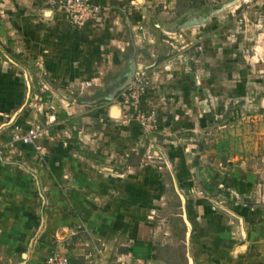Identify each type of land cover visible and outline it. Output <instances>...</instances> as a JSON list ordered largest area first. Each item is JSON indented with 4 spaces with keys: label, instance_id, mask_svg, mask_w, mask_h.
Segmentation results:
<instances>
[{
    "label": "crops",
    "instance_id": "0c3cea01",
    "mask_svg": "<svg viewBox=\"0 0 264 264\" xmlns=\"http://www.w3.org/2000/svg\"><path fill=\"white\" fill-rule=\"evenodd\" d=\"M53 1L0 0V264H264V150L207 141L227 113L264 133V4L92 0L105 17L76 29ZM99 73L148 84L124 103Z\"/></svg>",
    "mask_w": 264,
    "mask_h": 264
},
{
    "label": "built area",
    "instance_id": "2783aa9c",
    "mask_svg": "<svg viewBox=\"0 0 264 264\" xmlns=\"http://www.w3.org/2000/svg\"><path fill=\"white\" fill-rule=\"evenodd\" d=\"M248 5L264 4V0H243ZM57 11H62L66 15L68 23L76 29H85L91 26L101 24L105 17V8L94 3L92 0H54L52 3ZM147 78L144 74L138 73L131 81L126 84L118 93V99L124 103L136 104L145 87L147 86ZM47 89L42 85L40 93ZM37 101H42L41 97ZM55 121L54 117H47L44 123H37L25 130L24 132L15 131L10 137L7 148H13L16 145L34 146L37 141L46 133V126ZM141 126L144 129H151L152 126L148 120H141ZM198 195H201L200 193ZM45 264H70L69 258L57 252H53L45 261Z\"/></svg>",
    "mask_w": 264,
    "mask_h": 264
},
{
    "label": "rangeland",
    "instance_id": "374dc122",
    "mask_svg": "<svg viewBox=\"0 0 264 264\" xmlns=\"http://www.w3.org/2000/svg\"><path fill=\"white\" fill-rule=\"evenodd\" d=\"M81 62L85 61L82 60ZM90 62H92V60H90ZM99 66V68H102V65ZM107 72L110 73L111 69ZM109 73H106L105 75L99 73V75L97 74L93 76L95 79H93L94 81H89L90 85L88 88H93L94 90L104 88V92L107 96L112 93L114 94L115 92L118 94L119 88L126 84L127 75L124 73L120 82L118 79V84L120 85L117 86L116 75ZM83 85L87 86V82ZM228 115L230 114L227 113L225 119H227ZM253 117L255 116L246 114V112L243 111L237 118L236 123L229 124L227 120L225 121V119L224 121L215 119V131H212L213 135L207 136V141H210L208 145L217 147L218 142L221 144L224 152H232L234 154L238 153L244 157L254 156V152L264 150V133L260 129L259 120ZM198 142L199 147L204 145L200 140ZM205 146L206 145H204V147ZM222 158L229 160L231 156L228 154Z\"/></svg>",
    "mask_w": 264,
    "mask_h": 264
},
{
    "label": "water",
    "instance_id": "95a60500",
    "mask_svg": "<svg viewBox=\"0 0 264 264\" xmlns=\"http://www.w3.org/2000/svg\"><path fill=\"white\" fill-rule=\"evenodd\" d=\"M208 17V16H207ZM207 17H201V18H188L185 21H183L181 24H178L175 28L174 31H178L187 27L195 26V25H200L203 22L206 21ZM131 81V79L128 80L126 84H128ZM125 84V85H126ZM121 114V110L117 105L112 106L110 116L111 118H119ZM199 169H196V174L198 175Z\"/></svg>",
    "mask_w": 264,
    "mask_h": 264
}]
</instances>
